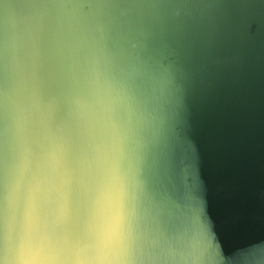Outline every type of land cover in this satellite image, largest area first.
I'll return each mask as SVG.
<instances>
[{
	"label": "snow or ice",
	"instance_id": "1",
	"mask_svg": "<svg viewBox=\"0 0 264 264\" xmlns=\"http://www.w3.org/2000/svg\"><path fill=\"white\" fill-rule=\"evenodd\" d=\"M197 2L0 0V264L15 260L38 207L72 211L68 247L103 238L122 264H205L198 232L145 222L137 178L174 95L153 59L160 21ZM38 161L39 187L28 180Z\"/></svg>",
	"mask_w": 264,
	"mask_h": 264
},
{
	"label": "water",
	"instance_id": "2",
	"mask_svg": "<svg viewBox=\"0 0 264 264\" xmlns=\"http://www.w3.org/2000/svg\"><path fill=\"white\" fill-rule=\"evenodd\" d=\"M159 39L174 95L138 162L143 218L198 232L205 264H264V0H198Z\"/></svg>",
	"mask_w": 264,
	"mask_h": 264
},
{
	"label": "clouds",
	"instance_id": "3",
	"mask_svg": "<svg viewBox=\"0 0 264 264\" xmlns=\"http://www.w3.org/2000/svg\"><path fill=\"white\" fill-rule=\"evenodd\" d=\"M105 177L113 175L111 163L105 165ZM28 180L37 187L45 181L42 162L29 169ZM77 219L70 209L62 215L50 209L37 211L30 219L25 239L13 261L4 264H122L125 257L117 247L105 241L84 240L68 247L63 243L66 234L77 226Z\"/></svg>",
	"mask_w": 264,
	"mask_h": 264
}]
</instances>
